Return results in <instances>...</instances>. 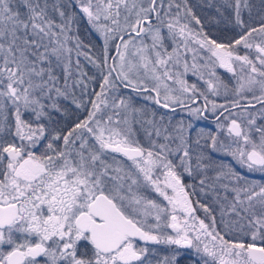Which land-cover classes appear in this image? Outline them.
I'll use <instances>...</instances> for the list:
<instances>
[{"label":"snow or ice","instance_id":"6c2138e0","mask_svg":"<svg viewBox=\"0 0 264 264\" xmlns=\"http://www.w3.org/2000/svg\"><path fill=\"white\" fill-rule=\"evenodd\" d=\"M209 6L0 0V264H264V0Z\"/></svg>","mask_w":264,"mask_h":264},{"label":"trees","instance_id":"16d2710c","mask_svg":"<svg viewBox=\"0 0 264 264\" xmlns=\"http://www.w3.org/2000/svg\"><path fill=\"white\" fill-rule=\"evenodd\" d=\"M218 3L219 0H188L189 6L192 8L193 13L201 19L205 30L218 40L222 42H228V39L234 37L238 30L232 27V25L228 22L231 19V12L229 10H224V16H221V14L216 11L215 6H209L210 4L216 5ZM250 3L255 5V7L252 9V12L253 16H256L261 0H250ZM73 11H77V9L73 8ZM244 19L248 20L247 11L244 12ZM254 23L256 26H259L258 19L254 21ZM193 27L198 28L199 26L195 25V23L193 22ZM77 28L78 34L82 41L85 44L92 45L91 54L99 55L102 44L90 30L86 19L82 16V14L77 20ZM85 51H87V49H85ZM88 71L91 72V70ZM98 85L99 80L97 79L95 85L96 91L99 90ZM84 115L86 114L84 113L82 117Z\"/></svg>","mask_w":264,"mask_h":264},{"label":"rangeland","instance_id":"374dc122","mask_svg":"<svg viewBox=\"0 0 264 264\" xmlns=\"http://www.w3.org/2000/svg\"><path fill=\"white\" fill-rule=\"evenodd\" d=\"M86 19V18H85ZM86 22H87V20H86ZM88 24V23H87ZM89 26V25H88ZM89 28H90V26H89ZM90 30L93 32V34L99 39V41H100V43L102 44V41H101V39L99 38V36L90 28ZM241 51H243V49L241 50ZM81 60H82V63L84 64V67H85V70L89 73V75H96L97 76V79L99 80V76H98V73L96 72V69H94L91 65H88L87 64V62H84L83 61V58H81ZM88 70H91V72L90 71H88ZM220 71H223V70H220ZM194 78L193 77H189V80L191 81V80H193ZM95 85H96V83H94V84H92V85H90V90L91 89H96L95 88ZM98 91V90H97ZM217 100H218V102H223V100H222V98H216ZM146 103H149V102H146V101H143L142 99H137L136 100V104L137 105H144V104H146ZM69 107H71L72 108V110H73V112L74 113H79V112H77V110L74 108V106H72V105H69ZM150 107H152V108H154V109H156L158 112H161L159 109H157L156 107H155V105H150ZM84 113H81L80 115H83ZM184 115V113H181L180 112V114H176V116H175V118H181L182 116ZM70 117H74V116H70ZM209 118H212V116H211V114H209ZM198 125H201L202 127H205V126H207L208 128H206V130L208 129V130H210V131H212V129H214L213 131H215V125L213 124V123H206L205 121H199L198 122ZM224 160H228V161H230V158H228V157H224ZM242 171V170H241ZM246 175H248V178L249 179H252V180H257V181H264V177H261L260 176V174H258V173H256V174H247V173H245Z\"/></svg>","mask_w":264,"mask_h":264},{"label":"flooded vegetation","instance_id":"af4514ba","mask_svg":"<svg viewBox=\"0 0 264 264\" xmlns=\"http://www.w3.org/2000/svg\"><path fill=\"white\" fill-rule=\"evenodd\" d=\"M227 75V74H226ZM155 107L157 108V109H159L158 108V106H156L155 105ZM161 112H165L166 110H164V109H159ZM180 112L181 113H183L182 111H180V110H178V112H177V114H180ZM78 115H80L81 113H77ZM82 116V115H81ZM76 117L74 116V117H69V123H71V121L72 120H74ZM175 119H180V118H175ZM202 121H205L206 123H211V121H212V118H209V120H202ZM198 127H202L201 125H197ZM203 128H208L207 126H205V127H203ZM208 130V129H207ZM214 129H212V131H213ZM220 159H224V157H222V158H220ZM186 182H190V181H188L187 180V178H186ZM191 199L193 200V203H194V206H195V202L197 201V200H201L202 202H204V203H207L210 199H211V197H208L207 199H205V197L203 196V194H201V193H199V191L197 190V192H196V194L195 195H193L192 197H191ZM197 215H199V216H201L202 218H203V216H204V213L202 212V210H198V212H197ZM170 231V230H169ZM149 247H151V248H155L156 250H157V253H158V255L160 256V257H162L164 254H165V252H166V248L164 247V246H159V245H150Z\"/></svg>","mask_w":264,"mask_h":264}]
</instances>
